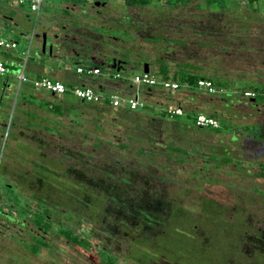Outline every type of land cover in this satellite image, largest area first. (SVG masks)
Listing matches in <instances>:
<instances>
[{
  "label": "rangeland",
  "instance_id": "374dc122",
  "mask_svg": "<svg viewBox=\"0 0 264 264\" xmlns=\"http://www.w3.org/2000/svg\"><path fill=\"white\" fill-rule=\"evenodd\" d=\"M152 1L154 4L158 2ZM159 1L164 4L166 0ZM184 1L179 0V3ZM220 1L214 0V4ZM227 1L231 3L225 10H210L206 0H190L187 6H151L136 10L122 8L125 6L123 0H43L35 34L45 32L48 33V39H51L49 35L55 23L61 22L56 16L89 19L93 16L91 6L100 3L103 5L97 10L100 17L108 19L118 15L123 21L134 20L136 23L132 26L141 27V31L131 28L127 30L132 35L141 34L143 39L136 38L137 44L150 46L153 43L147 42L151 38H172L176 31L179 32L176 26L182 23L186 25L193 12L221 11L226 13L223 17H227L223 19V24L226 22L231 26L230 29L233 28L229 33L221 32L222 39H217L222 47L223 70L230 71L239 80L255 79L264 84V0H258L252 6L248 0ZM61 4H73L76 8L61 9ZM28 8V4H18V0H0V18L11 14V9H16L21 14V26L31 31L35 16ZM115 23L111 19L107 25ZM230 34L234 35L231 37ZM2 35L21 40L19 35ZM21 69L22 61L17 70L8 72L19 75ZM153 75L160 77L158 71ZM261 84L241 83L240 88L246 90L257 87L264 92V85ZM14 89L16 91L17 81ZM259 102L258 99L256 103ZM145 113L163 116L162 111ZM233 113L236 117L235 120L232 118L234 121L230 124L226 118L218 117L220 127L215 130L217 134L211 128L203 133L174 129L172 135L166 136L158 127L157 131L136 132V139L144 143L129 140L122 142H127L128 149L118 148L114 138H95L88 142L92 143L93 148L89 144L83 149L63 147L59 149L61 153L54 152L55 158L52 159L55 163L46 162L44 165L26 157L28 153L33 154V147L24 148L27 154L23 159L17 155L20 162L17 164V160H13L15 163L12 165L18 169L15 172L21 179L28 170L31 171V181L35 176L40 178L48 208L44 215L50 220L44 219L42 212L38 215L32 212L33 202H29L31 211H24L23 197L15 194L18 200L15 199L9 207L8 220L15 222L23 217L27 227L25 224L18 225L17 231L13 229L11 234L0 229V264H137L130 256L127 238L135 235L133 231L138 225L132 220L128 226H119L118 230L119 224L116 222L126 218V210L122 209L120 213L118 206H115L116 200L123 197L131 199L128 201L134 210L147 205L149 198L155 199L151 205L148 204L153 209H156V200L159 204L168 202L169 207L180 206L184 209L183 215L173 225L178 222L177 226H187L188 219L194 218L190 224L191 231L201 237L213 238L216 231L214 226L197 223V213L207 201L214 205V209L224 210L225 214L231 215L222 231L227 245L224 244L222 255L214 257V264H264V176L260 175L257 166L264 163V139H261L264 137V111ZM175 119L190 122L184 117ZM145 137L153 140L152 143L157 144V147L148 145ZM10 138L7 137L4 146ZM6 159V146L0 147L1 162L6 164ZM26 160L31 163L28 164ZM22 168H27V171ZM83 192L101 197L118 210L97 212L98 208L94 204L96 201L87 194L82 196ZM86 205L92 209H87ZM34 223L43 226L50 223L51 228L45 238L47 245L41 246L37 239L25 232L26 228L33 230ZM61 229L70 230L72 237L87 239L89 247L68 240L60 234ZM217 232L220 234V230ZM162 243L161 238L159 242L152 238L146 246L148 249L162 250Z\"/></svg>",
  "mask_w": 264,
  "mask_h": 264
},
{
  "label": "crops",
  "instance_id": "0c3cea01",
  "mask_svg": "<svg viewBox=\"0 0 264 264\" xmlns=\"http://www.w3.org/2000/svg\"><path fill=\"white\" fill-rule=\"evenodd\" d=\"M18 4H20L19 0ZM159 4L158 0V3L152 7L158 8ZM100 6L103 5L95 6L94 4L90 8L93 16L81 20L95 27H112L110 34L114 39L108 45L86 44L83 41L80 42V39L73 44L62 43L67 50L65 57L61 61H50L47 53L41 54V35L45 32H38L34 35L24 72L28 81L22 84L17 92L8 132L11 140L5 145L7 157L5 162L10 168L14 166L12 165L15 163L13 160H17L18 164L20 162L18 158L21 156L23 159V156L27 154L24 152L26 147L34 149L33 154L28 153L26 157H31L34 161L44 165L46 162L55 163L52 158H55L54 152L61 153L59 149L63 147L65 149L66 147L67 149L87 148L88 142L95 138H114L118 148L128 149L127 142L125 144L122 142L129 140L144 143L136 139L138 137L136 132L144 130L156 129L157 131L159 127L160 132L166 136L172 135L174 129H188L199 133L207 131L208 128L194 126L193 118L197 114L213 116L216 119L226 118L230 124L236 117L233 111H264V97L256 103L254 99L243 97V92L253 90L252 88L246 90L240 88L241 83L255 85L261 83L255 79L239 80L232 76L230 71L223 70L222 47L217 39H222L221 32L229 33L233 29L222 22L224 18H227L223 17L226 14L193 12L191 22L176 26L179 32L176 31L172 38H151L147 43H153L152 46H144L135 41L136 38L143 39L139 36L140 34L132 35L127 30V28L137 30L141 28L136 25L132 26L136 23L134 20L130 22L128 19L126 20L128 24H126V21L120 19L118 15L116 18L109 17L108 19L100 17L97 12ZM74 8L76 5L61 4V9ZM122 8L142 10L144 7L124 6ZM10 12L12 13L0 18V38L14 41L18 46L10 51L0 49V61L6 66V74L0 79L4 87L3 93L0 94V147L10 116V107L16 92L14 86L18 76L17 73L12 75L8 71L17 70L20 66L21 53L24 51L30 32L21 26V14L18 10L11 9ZM29 12L32 13L30 10ZM56 17L61 22L55 23L49 35L52 36L51 39H48V33H46L49 41H52L54 36H58L60 40L63 34L58 32V29L68 24H66L68 16L58 15ZM111 19L116 23L108 26ZM2 34L19 35L21 40L11 39ZM127 35L130 37L127 38ZM113 61L118 62L119 70L111 69ZM160 63L167 67L169 77L163 78L159 75V78L178 83L180 88L177 91L165 90L160 86L136 85L132 82L133 76L144 72V65H147L151 74H154L158 71ZM79 67H95L99 69V73L96 75L78 74L76 69ZM42 78L63 83L67 91L63 94H53L42 89H35L32 81ZM194 78H204L211 82L219 80L224 86L219 89L216 87V92L211 94L196 87ZM79 87L92 88L102 95V99L98 103L78 100L70 90ZM111 96L120 99L119 108L110 106ZM129 99H138L143 106L130 110L126 105ZM175 108L184 111L183 116L175 117H184L190 122L177 121L173 116L169 117L166 111ZM145 111H162L163 116L150 115ZM1 119L4 120L2 124ZM145 140L148 145L157 147V144H153V140L149 137H145ZM89 145L93 148L92 143ZM44 157L46 159H43ZM26 162L31 163L29 160ZM16 166L21 170L19 165ZM22 170L27 171V168H22ZM30 172L28 170V173Z\"/></svg>",
  "mask_w": 264,
  "mask_h": 264
},
{
  "label": "trees",
  "instance_id": "16d2710c",
  "mask_svg": "<svg viewBox=\"0 0 264 264\" xmlns=\"http://www.w3.org/2000/svg\"><path fill=\"white\" fill-rule=\"evenodd\" d=\"M248 1H249V5L251 6L253 4H257L258 2V0H248ZM123 2L126 7L143 8V7H151L154 5L152 0H123ZM189 2L190 0H185L183 3H179V0H166L164 1V4H159L158 6H162V8L165 5L172 7L179 5L187 6ZM230 3H231L230 1L221 0L219 3L214 4V0H206L207 7L210 10L212 9L225 10L227 9L228 4ZM257 10L259 11V9ZM208 12H221V11H208ZM224 23L226 24V22ZM158 73L163 78L169 77L167 67L165 65H162L161 63L159 64L158 67ZM197 80H198L197 78L193 79L195 83L197 82ZM212 84L215 88L216 87L220 88L221 86H224V84L219 80L213 81ZM3 89L4 87L2 88L1 94L3 93ZM252 89H253L252 91L256 92L257 94V96L254 98L255 101H257L259 98H260L259 100H261L264 97V92L259 90V88L254 87ZM173 118H175V116H173ZM193 124H194V118H193ZM210 130H212L214 133L217 134V132L215 131L217 129H210ZM261 139H264V137H262ZM257 166L260 169V175L264 176V163H260ZM87 193L88 192H83L82 196L85 197L86 196L85 194ZM88 196H90L92 200L96 201L94 204L95 207L98 208L97 212L109 213V210L119 209V212L122 213L121 211L122 209L126 210L127 212L125 214L126 218L123 219L120 218L119 220L116 221L118 222L117 224H119L118 227L128 226V223L131 222L132 220L134 221L135 224L138 225L133 231L135 235H132V237L129 236L127 238V246L129 251L131 252L130 256H132L133 258L132 260H134L137 264H144V263L146 264H152V263L153 264H214L213 262L214 257L216 255L217 256L222 255V252L224 253L223 247L224 244L227 245V243L224 242V237H223L224 233L222 231L225 228V224L227 223V220L231 218L230 217L231 215L225 214L224 210L219 211L214 209V205H211L207 201L201 207V211L197 213L199 214L197 223L199 225L209 224L211 226H214L216 228V231H214L215 237L213 238L201 237L200 235L198 236V233H196L197 235L196 236L195 232L193 233L191 231L190 224H192L193 222L192 219L195 220L194 218L188 219L189 225L187 226L184 225L185 227L177 226L178 222L175 225H173L172 223L183 215L184 209L180 206L171 205L169 207L168 202L159 204L160 202L156 200L157 202L156 209H153L150 208L148 204L151 205L152 202L155 201V199L149 198L146 202L147 205H144L142 207L140 206L139 208L134 210L133 208H131L130 203L128 201L131 199H127L123 197V198H118L116 200L115 206L116 207L118 206L117 209L116 207H111L110 204L106 203L99 196H95L93 194H89ZM103 206L110 208L105 209ZM125 206L127 207L124 209L123 207ZM101 209L102 211H100ZM110 212L114 214V212L112 211ZM111 213L109 215H112ZM145 214L147 216H145ZM129 215L132 216V218ZM42 216L44 219L50 220L47 215H44V212L42 213ZM70 219L71 217L68 218V220ZM142 221L145 223L141 224ZM35 225L39 227L40 230L45 231L46 233L51 228L50 223H47L44 226L43 224H37V223ZM120 227L118 228V230L120 229ZM217 230L218 231L220 230V234L217 232ZM59 232L60 234L65 236L68 240L70 239V241H72L76 245L87 248L90 245L87 239L83 237H81L80 239L76 237H72V234L68 229H61ZM152 238L153 241L156 240V242H159V238L163 240L161 247L162 250H159L157 248H153V249L147 248L146 246L147 241L152 240ZM37 240L39 241V243L42 244V246L47 245L43 243L41 240L39 239ZM39 248L40 247H38V249Z\"/></svg>",
  "mask_w": 264,
  "mask_h": 264
},
{
  "label": "built area",
  "instance_id": "2783aa9c",
  "mask_svg": "<svg viewBox=\"0 0 264 264\" xmlns=\"http://www.w3.org/2000/svg\"><path fill=\"white\" fill-rule=\"evenodd\" d=\"M20 4L27 3L29 10L34 14V24L32 30L29 32L28 35V41L24 47V51L21 53L22 57V69L20 74L17 76V89L14 94L11 107H10V116L7 120L6 127H5V133L2 138V145L1 147L4 148V143L8 137L9 128L11 126L12 121V113L15 109V103L17 98V92L22 84L26 83L28 81L27 77L25 76V68L26 63L29 58V52L31 49L32 41L35 35V27L38 24V17L40 13L41 6L43 4V0H19ZM18 44L14 41L0 38V49L4 51H10L16 49ZM78 74H89V75H96L99 73V69L95 67L90 68H84L79 67L76 69ZM6 74V68L4 64L0 61V79L4 77ZM132 82L136 85H146V86H160L165 90H169L172 92L177 91L180 88V85L176 82H171L167 80H162L159 77L151 74L150 72H141L132 78ZM32 86L35 89H42L45 91H48L53 94H63L67 91L65 85L59 81H54L49 78H42V79H35L32 81ZM196 87L199 89H204L207 92L214 94L216 92L215 87L213 86L212 82L201 78L198 79L196 82ZM3 84L0 82V94L2 92ZM71 94L77 98L78 100H81L86 103H98L102 99V95L95 92L90 87H79V88H73L70 90ZM257 96L256 92L252 90H247L243 92V97L246 99H254ZM109 104L113 108H119L121 106V101L116 96H111L109 98ZM126 105L130 110H136L138 107H142L143 104L138 99H129L126 101ZM167 115L172 116H183L184 111L180 108L175 109H168L166 111ZM194 125L195 127L199 128H211V129H219L220 125L216 118L213 116L205 115V114H197L194 117Z\"/></svg>",
  "mask_w": 264,
  "mask_h": 264
},
{
  "label": "flooded vegetation",
  "instance_id": "af4514ba",
  "mask_svg": "<svg viewBox=\"0 0 264 264\" xmlns=\"http://www.w3.org/2000/svg\"><path fill=\"white\" fill-rule=\"evenodd\" d=\"M91 7H93V5ZM138 30L141 31V28H139ZM58 32H62L63 35L60 40L58 39V36H55V41L61 42L63 44H66V42H69V44H73L78 42V40L80 39V42L83 41L86 44L108 45L110 44L112 39H114V37L110 34L112 32V27H95L94 25H90L89 23L82 21L79 18L75 19L73 17H68V24L58 29ZM139 36H141V34ZM128 37L130 36L127 35V38ZM2 120L3 119H1V124L4 121ZM1 164L3 165L1 166ZM15 170L18 169H15L14 167L10 168L7 164L2 163L0 160V229L10 234L13 233V229H16L17 231L18 225L20 226L25 224V227H27L26 220L23 217L18 218V220H15V222H11L8 220V209L12 206V203L14 201L18 200V197H14L15 194L23 197V201L21 199L20 200L23 202V210L26 212L31 211L29 202L34 203V209H32V212H34V214L38 215L41 212L43 213L45 209H48L46 206L47 203L45 202L46 193H43L41 189L40 178L35 176V178H33V181H31L30 177L32 175H29V173L26 172L25 177L21 179V176H19V174L16 173ZM48 196L50 195L48 194ZM60 204L58 205L61 206ZM86 206L87 209H92L90 205ZM24 230L32 238L39 239L45 244L47 243V241H45V238L48 233L40 230V228L36 225L33 230H28V228ZM23 232L24 231L20 232V234Z\"/></svg>",
  "mask_w": 264,
  "mask_h": 264
},
{
  "label": "water",
  "instance_id": "95a60500",
  "mask_svg": "<svg viewBox=\"0 0 264 264\" xmlns=\"http://www.w3.org/2000/svg\"><path fill=\"white\" fill-rule=\"evenodd\" d=\"M94 4H95V6L100 5V3H94ZM55 40H56V37L54 36L53 40L49 41L47 39L46 33H43L41 35V54L47 53L50 61H61L66 55V51H67L66 46L63 45L61 42H57ZM113 62H114V64L111 67V69L119 70L117 67L118 62H116V61H113ZM144 66L145 67H144L143 71L145 73L149 72L147 65H144Z\"/></svg>",
  "mask_w": 264,
  "mask_h": 264
}]
</instances>
